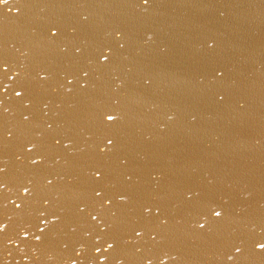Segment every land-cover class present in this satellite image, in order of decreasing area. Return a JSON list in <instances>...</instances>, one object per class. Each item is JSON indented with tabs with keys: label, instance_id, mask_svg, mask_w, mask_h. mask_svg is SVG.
Segmentation results:
<instances>
[{
	"label": "water",
	"instance_id": "water-1",
	"mask_svg": "<svg viewBox=\"0 0 264 264\" xmlns=\"http://www.w3.org/2000/svg\"><path fill=\"white\" fill-rule=\"evenodd\" d=\"M0 264H264V0H0Z\"/></svg>",
	"mask_w": 264,
	"mask_h": 264
},
{
	"label": "snow or ice",
	"instance_id": "snow-or-ice-1",
	"mask_svg": "<svg viewBox=\"0 0 264 264\" xmlns=\"http://www.w3.org/2000/svg\"><path fill=\"white\" fill-rule=\"evenodd\" d=\"M19 94V93H18Z\"/></svg>",
	"mask_w": 264,
	"mask_h": 264
}]
</instances>
